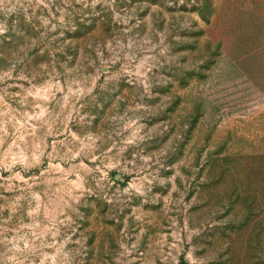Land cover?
<instances>
[{
	"label": "rangeland",
	"instance_id": "1",
	"mask_svg": "<svg viewBox=\"0 0 264 264\" xmlns=\"http://www.w3.org/2000/svg\"><path fill=\"white\" fill-rule=\"evenodd\" d=\"M0 264H264V0H0Z\"/></svg>",
	"mask_w": 264,
	"mask_h": 264
}]
</instances>
